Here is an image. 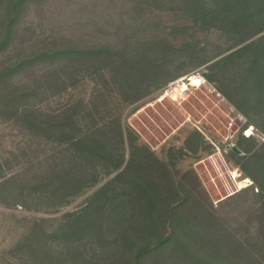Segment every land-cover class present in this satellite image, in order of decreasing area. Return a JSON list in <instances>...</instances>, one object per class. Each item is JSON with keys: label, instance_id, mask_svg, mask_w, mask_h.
Masks as SVG:
<instances>
[{"label": "rangeland", "instance_id": "obj_1", "mask_svg": "<svg viewBox=\"0 0 264 264\" xmlns=\"http://www.w3.org/2000/svg\"><path fill=\"white\" fill-rule=\"evenodd\" d=\"M203 3L215 8L213 0ZM214 16L183 0H36L10 51L66 43L101 53L73 60L66 74L45 62L14 79L32 88L29 103L43 114L77 105V124L87 135L99 129L98 135L113 138L120 126L124 143L116 155L123 153L126 162L129 141L145 145L177 173L180 187L207 199L234 239L253 246L264 239V221L255 213L259 202L246 159L261 152L264 113L245 98L243 82L249 85L225 58L253 41L264 48V32ZM194 74L206 84L170 93V85ZM237 119L241 125L231 135ZM144 156L134 151L137 163ZM88 165L38 130L0 120V181L13 177L12 189L37 190L21 200L24 206L0 194V264H40L35 255L47 247L35 244L39 225L55 236L67 232L51 244V253L66 264H110L123 253L113 243L122 228L109 207L118 193L117 172L85 171Z\"/></svg>", "mask_w": 264, "mask_h": 264}, {"label": "trees", "instance_id": "obj_2", "mask_svg": "<svg viewBox=\"0 0 264 264\" xmlns=\"http://www.w3.org/2000/svg\"><path fill=\"white\" fill-rule=\"evenodd\" d=\"M34 1L0 0V120L38 130L47 140L63 148L64 153L70 152L71 158L76 155L89 163L85 171L96 172L97 168H103L109 173L117 172L118 193L110 200L109 207L114 214L111 220L122 228L120 239L113 243H120L123 253L113 255L110 264H264V239L253 246L234 239L227 230V223L221 221L212 206L207 207L206 198L180 187L177 173L170 171L168 164L149 152L145 145L137 147L129 141L130 155L126 162L123 153L116 155L117 147L123 148L124 143L120 126L113 138L98 135L99 129L87 135L88 131L77 124V105H66L53 114H43L29 103L31 87L17 84L14 77L18 74L45 62L64 67L66 74L73 60L83 63L84 58L101 53L66 43H46L19 53L10 51L25 11ZM183 1L189 9L200 5L215 15L214 19L221 18L222 22L234 26H252L255 34L264 32V0H213L215 8H207L204 0ZM225 60L233 63L245 77L249 85L243 82L244 91L249 92L245 98L249 97L255 108L262 106L264 113V48L253 41L229 53ZM57 73L54 84L59 81ZM261 122L264 135V115ZM126 134L128 138V130ZM136 149L146 153L139 163L133 157ZM230 149L239 154L236 147ZM246 160L253 168L247 176L257 190L255 197L259 205L255 213L264 221V144L260 153H253ZM134 162L138 166L134 167ZM14 180L13 177L1 179L0 194L19 200L17 204L24 206L21 200L37 190L28 193L26 188L12 189L8 183ZM114 199L118 201L116 205ZM39 226L33 230L34 237L37 236L35 244L47 247L43 253L35 255L40 264H66L56 253H51L55 233L41 231ZM102 227L98 225V241L102 240ZM56 234L59 238L67 232Z\"/></svg>", "mask_w": 264, "mask_h": 264}, {"label": "built area", "instance_id": "obj_3", "mask_svg": "<svg viewBox=\"0 0 264 264\" xmlns=\"http://www.w3.org/2000/svg\"><path fill=\"white\" fill-rule=\"evenodd\" d=\"M206 84V80L203 76L199 74H194L189 77L183 78L181 80L176 81L172 85H170V93L171 94H178V92L185 93L190 88H199Z\"/></svg>", "mask_w": 264, "mask_h": 264}, {"label": "water", "instance_id": "obj_4", "mask_svg": "<svg viewBox=\"0 0 264 264\" xmlns=\"http://www.w3.org/2000/svg\"><path fill=\"white\" fill-rule=\"evenodd\" d=\"M237 124H238V125H241V120L237 119V120L235 121V124H234V125L232 126V128H231V135L233 134V130H234V128L237 127Z\"/></svg>", "mask_w": 264, "mask_h": 264}]
</instances>
